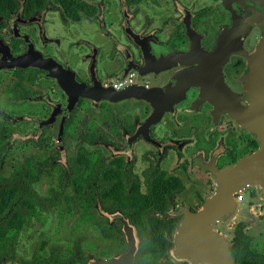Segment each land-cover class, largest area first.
<instances>
[{
  "label": "flooded vegetation",
  "instance_id": "flooded-vegetation-1",
  "mask_svg": "<svg viewBox=\"0 0 264 264\" xmlns=\"http://www.w3.org/2000/svg\"><path fill=\"white\" fill-rule=\"evenodd\" d=\"M81 1L0 0V83L26 107L0 105V122L8 150L28 146L7 174L4 157L1 174L25 167L29 199L5 225L14 229L0 264H88L126 252L125 225L140 244L160 219L176 226L184 206L203 203L206 192L190 200L200 179L214 188L208 166L259 146L239 116L251 109L243 73L264 35V0ZM162 186L166 197L147 202ZM65 224L63 235L42 230ZM260 239L252 242L264 254ZM230 242L234 264L255 257ZM161 260L188 264L168 251Z\"/></svg>",
  "mask_w": 264,
  "mask_h": 264
},
{
  "label": "water",
  "instance_id": "water-1",
  "mask_svg": "<svg viewBox=\"0 0 264 264\" xmlns=\"http://www.w3.org/2000/svg\"><path fill=\"white\" fill-rule=\"evenodd\" d=\"M247 57V71L243 73V79L251 109L243 108L245 115L239 116V120L246 130L256 136L259 146L251 154L223 169L208 166L214 190L205 196L197 210L192 211L187 206L182 208L183 215L174 228L168 253L188 264H234L231 242L215 226L234 214L238 204L237 193L244 192L253 184L258 189L264 188V35L257 48ZM20 61L17 63L25 64L24 58ZM210 95L207 97L217 111L219 99ZM123 229L128 240L127 251L88 264H134L140 238L134 227L125 225Z\"/></svg>",
  "mask_w": 264,
  "mask_h": 264
},
{
  "label": "trees",
  "instance_id": "trees-1",
  "mask_svg": "<svg viewBox=\"0 0 264 264\" xmlns=\"http://www.w3.org/2000/svg\"><path fill=\"white\" fill-rule=\"evenodd\" d=\"M82 2L81 0H65L64 5L74 6L75 3ZM7 125L0 122V216L5 212L6 207H13L11 212L1 221L0 220V247L4 250L9 247V238L14 226H5L11 219V214L15 211L21 210L22 206L29 204L28 199V176L25 167L20 168L17 172L12 174L10 178H4L1 174V168L3 166V160L6 156L10 144L8 143ZM166 184L170 183L166 180ZM176 187L181 190V183L176 180ZM163 186L159 191V194L148 195L147 202L153 203L155 199L165 198V194L162 193ZM252 195L255 193L252 192ZM14 221L12 219L11 223ZM160 226L143 228V241L137 251L135 262L137 264H167L160 258L169 250L172 245L171 236L173 235L176 219H160ZM166 221L169 224H166ZM165 222V223H164ZM10 223V224H11ZM245 225L243 222L236 224L233 230V251H241L246 253H254L255 257L250 256L240 257V261L237 264H264V254L259 250V243L252 242V236L246 233L244 230ZM18 229V228H17Z\"/></svg>",
  "mask_w": 264,
  "mask_h": 264
},
{
  "label": "rangeland",
  "instance_id": "rangeland-1",
  "mask_svg": "<svg viewBox=\"0 0 264 264\" xmlns=\"http://www.w3.org/2000/svg\"><path fill=\"white\" fill-rule=\"evenodd\" d=\"M11 84L6 82L0 83V105L10 113H15L24 110L26 107L24 105H19L15 103L12 99ZM12 148L8 150L6 154V159L3 166V174H7L12 171L13 166H18L19 163L28 153V146L22 144L19 141H12ZM196 183L197 180H196ZM199 189H191L190 200L200 198L197 194H201L204 198V194H211L214 190L213 186L210 184L206 177L200 179ZM255 194L252 195L251 193ZM243 198L238 201L237 208L234 214L229 217L226 221L218 223L215 229L219 231L223 236L231 240L233 237V230L237 223L243 222L245 225V231L250 234L253 238H261V249L264 250V188L258 189V187L253 184L247 187V189L242 192ZM43 231H48L51 236L63 235L68 231V227L65 224L64 227L53 228L48 226L42 227ZM56 231H60L61 234H56ZM54 237V236H53ZM89 237V235H88ZM89 239V238H88ZM71 241H69L70 243ZM72 243V242H71Z\"/></svg>",
  "mask_w": 264,
  "mask_h": 264
},
{
  "label": "built area",
  "instance_id": "built-area-1",
  "mask_svg": "<svg viewBox=\"0 0 264 264\" xmlns=\"http://www.w3.org/2000/svg\"><path fill=\"white\" fill-rule=\"evenodd\" d=\"M131 76H132V75L129 74L128 78L131 77ZM121 84H122L121 82H118V83H116V86L118 87V86H120ZM236 197H237V201L241 200V199L243 198V193H242V192L237 193V194H236Z\"/></svg>",
  "mask_w": 264,
  "mask_h": 264
}]
</instances>
